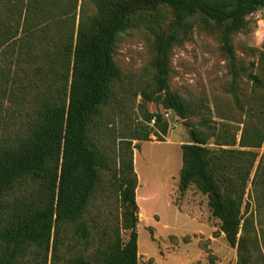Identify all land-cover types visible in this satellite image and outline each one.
Wrapping results in <instances>:
<instances>
[{
    "label": "trees",
    "instance_id": "trees-1",
    "mask_svg": "<svg viewBox=\"0 0 264 264\" xmlns=\"http://www.w3.org/2000/svg\"><path fill=\"white\" fill-rule=\"evenodd\" d=\"M91 1L96 13H81L76 25L78 0H0V91L4 80L12 81L15 65L22 72L17 87L24 109L15 141L0 149V264H56L64 248L76 252L65 264H140L133 149H123L119 167L113 169L94 134L103 107L111 103L114 86L123 76L113 58L118 35L136 13L166 7L173 15L155 33L153 88L140 92L143 102L161 104L183 119L199 115L206 120L202 101L178 96L169 84L172 49L198 23L223 26L222 49L231 73L227 87L235 98L242 75L254 86L264 87L261 77L237 58L233 43L247 17L264 10V0ZM70 13V25L64 27L59 18L68 19ZM53 25H58L57 30ZM261 105L264 121V102ZM250 112L255 114L253 108ZM144 113L146 122L162 126L163 113ZM254 132L243 134L242 147L262 146L264 129L256 126ZM150 134L140 126L131 139L151 140ZM210 136L194 125L191 140L182 144L179 189L185 193L194 184L209 194L212 215L221 220L220 232L237 248L241 262L249 264L258 257L246 239L251 219L245 217L244 206L257 153L243 150L234 157V149L209 146ZM223 138L216 144H237L235 135ZM260 174L264 194L263 165ZM252 181L256 184L257 179ZM30 183H39L41 189L14 196V189ZM111 204L122 208L114 221L105 214ZM95 206L102 223L92 229L87 217L95 218Z\"/></svg>",
    "mask_w": 264,
    "mask_h": 264
},
{
    "label": "rangeland",
    "instance_id": "rangeland-1",
    "mask_svg": "<svg viewBox=\"0 0 264 264\" xmlns=\"http://www.w3.org/2000/svg\"><path fill=\"white\" fill-rule=\"evenodd\" d=\"M96 11L97 7L91 0H78L76 25L81 13L90 16ZM58 12L59 10H55V14L58 15ZM260 12L259 19L256 15L247 17L246 26L234 35L233 43L237 58L250 72L264 81V10ZM172 16V12L166 7L157 11H139L128 28L118 35L113 58L123 76L114 86L111 103L103 107L95 137L106 150L113 169L119 167L121 151L128 146L133 149L140 197L138 205L143 215L138 223L141 251L158 248V241L153 239V233L160 235L172 232L177 236L172 235L171 242L180 246L183 258L185 253L191 255L197 251L202 252L200 258L196 259V264L244 263L239 258L237 248L231 247L225 235L220 232L221 220L212 215L209 194L202 192L194 184L185 193L180 191L182 144L191 140V129L197 125L211 135L208 141L211 147L234 149L231 154L234 157L240 156V151L243 150L257 153L245 194L244 212L245 217L251 219L246 237L248 246L253 256L258 257L249 264H264V194L260 186L262 175H257L260 166H264V139L261 147L240 145L243 134H254L256 126L264 129L260 114L261 104L264 102V87L254 86L253 81L242 75L238 98H235L227 87L231 73L228 58L222 49L223 26L198 23L184 42L176 44L172 49L169 84L178 96L197 101L198 104L202 101L206 107V120L199 115L183 119L173 111L165 110L161 104L143 102L140 92L153 88L155 33L164 29ZM59 19L65 23L64 27H68L72 15L70 13L68 19L65 16ZM53 28L57 30L58 25H53ZM251 49H257L258 52ZM13 59H16L15 55ZM4 64L2 60L1 65ZM12 72V81L4 80L1 83L0 149L15 141L22 120L20 113L24 110L17 87L22 72L15 65L12 66ZM251 108L254 115L250 112ZM144 111L163 113L162 126L146 122ZM140 126L145 132L151 131V140L131 139L132 133ZM226 135H235L237 144L217 145ZM255 178L256 184L252 181ZM40 186L39 183L22 185L14 189L13 194L21 196L32 190L38 192ZM112 197L116 198V194ZM114 210L116 212L110 214ZM92 211L95 218L92 219L89 214L87 221L93 229L102 221L99 223L96 206ZM121 211L118 204L106 207L107 220L114 221L115 215ZM197 231L202 233L196 234ZM242 234L241 231L238 236ZM123 237L126 239V234ZM96 246L97 240L89 251L92 252ZM62 253L64 255L60 256L56 264H65L68 257L76 254L75 250L68 252V248H64ZM174 263L173 261L172 264Z\"/></svg>",
    "mask_w": 264,
    "mask_h": 264
},
{
    "label": "crops",
    "instance_id": "crops-1",
    "mask_svg": "<svg viewBox=\"0 0 264 264\" xmlns=\"http://www.w3.org/2000/svg\"><path fill=\"white\" fill-rule=\"evenodd\" d=\"M195 233L200 234L202 232L197 231ZM172 235L177 236L172 232L162 233L160 235L153 233L152 237L158 241V248H153L152 251L148 249L141 251L140 240L138 239L140 264H143V262L144 264H172L173 261L175 262L174 264H196V259L200 258L202 252L197 251L191 255L185 253V258H183V251L180 246L171 242Z\"/></svg>",
    "mask_w": 264,
    "mask_h": 264
},
{
    "label": "bare ground",
    "instance_id": "bare-ground-1",
    "mask_svg": "<svg viewBox=\"0 0 264 264\" xmlns=\"http://www.w3.org/2000/svg\"><path fill=\"white\" fill-rule=\"evenodd\" d=\"M135 168H136V166H135ZM137 172V171H136ZM137 198H139L140 199V197L138 196V188H137ZM143 218V215H142V212L140 211V220Z\"/></svg>",
    "mask_w": 264,
    "mask_h": 264
},
{
    "label": "built area",
    "instance_id": "built-area-1",
    "mask_svg": "<svg viewBox=\"0 0 264 264\" xmlns=\"http://www.w3.org/2000/svg\"><path fill=\"white\" fill-rule=\"evenodd\" d=\"M261 12H257L255 15H256V17L259 19L261 16L259 15ZM263 27H264V22H263V25H262Z\"/></svg>",
    "mask_w": 264,
    "mask_h": 264
}]
</instances>
